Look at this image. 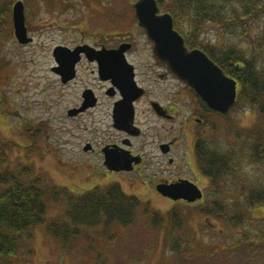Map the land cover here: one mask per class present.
<instances>
[{
  "label": "rangeland",
  "instance_id": "1",
  "mask_svg": "<svg viewBox=\"0 0 264 264\" xmlns=\"http://www.w3.org/2000/svg\"><path fill=\"white\" fill-rule=\"evenodd\" d=\"M15 1L0 0V9ZM22 1L26 18L31 21L33 42L19 44L14 30L9 27L12 16L5 18L7 28H2L0 18V150L3 148L9 161L0 165V170L7 165L19 171L30 166L35 175L43 177L44 187H67L76 195L95 185L105 187L120 179L123 183H118L131 195H136L143 182L139 178L136 183L126 180L136 174H110L100 153L83 150L88 139L94 140L99 148L109 133H104L107 129L102 126L97 129L99 132L76 128L74 119L66 113V106L72 104V95H65L66 99L60 101L64 92L59 90L57 94V75L51 69L53 45L62 39L72 41L67 34H61L62 27L105 31L111 36L129 31L141 46L146 45L148 39L131 14L134 0ZM254 23V31L264 28V14ZM204 30L200 47L216 45L223 49L231 39L239 40L240 28L231 35L229 31L224 32L221 25L208 23ZM172 83V88L179 91L176 106L184 104L187 114L192 108L201 109L202 103L195 93L188 92L185 85L175 79ZM205 116V124L199 131L201 135L226 145L235 144L237 132L245 134L259 123V113L242 100L224 116L215 113ZM155 165L160 166V170L168 167L164 159ZM170 169L174 174L178 172L196 181L200 178L185 164L182 168L171 166ZM240 170L245 176L238 169L237 173L248 187L254 173H261L248 160L242 163ZM28 176L24 178L27 180ZM205 176L202 173L203 179L199 180L206 191L205 199L193 206L170 203L155 191L145 197L140 195L151 213L163 216V223H153L150 215H144L139 209L138 216L129 225L114 221L108 226H84L64 247L48 236L45 226H37L30 231L33 236L23 240L19 254L11 258L12 264H264V240L255 236L253 224L264 217V207L248 206L239 187L232 184L229 214L245 215L249 219L246 226H234L228 220L207 216L202 210L212 183ZM46 202L47 220L66 216L67 198L56 202L49 193Z\"/></svg>",
  "mask_w": 264,
  "mask_h": 264
},
{
  "label": "trees",
  "instance_id": "2",
  "mask_svg": "<svg viewBox=\"0 0 264 264\" xmlns=\"http://www.w3.org/2000/svg\"><path fill=\"white\" fill-rule=\"evenodd\" d=\"M158 1L163 10L172 13L175 26L185 35L189 47L199 46L198 37L208 23L221 25L223 31H229L231 35L240 28L241 32L237 33L239 40L231 39L220 53L211 54V57L238 81V102L242 100L256 110L259 123L245 134L237 132L234 145L215 142L212 137H200L196 152L202 171L212 183L209 199L202 211L207 216L228 220L234 226H246L249 219L245 215L229 214V201L233 184L246 197L248 206L264 207V28L254 31V21L264 14V0ZM12 5L9 2L0 9L2 28H7L5 18L12 16ZM9 27L14 29L12 20ZM190 89L209 112L226 115L210 109L200 95ZM6 155L2 148L0 165L8 164ZM247 160L256 170H261L260 174L254 173L249 187L237 173V169L241 172V165ZM24 175H29V179L26 180ZM49 193L56 202L67 198L65 217L47 220L46 196ZM139 209L144 215H150L153 223L164 222L162 215L151 213L148 203L136 195L127 194L118 182L105 187L96 185L76 195L67 187H44L43 177L35 175L30 166L19 171L7 165L0 170V264H12L11 258L19 254L23 240L31 238L30 231L37 226H45L48 236L64 247L80 234L84 226H108L114 221L129 225L138 216ZM253 224L255 236L264 240V217Z\"/></svg>",
  "mask_w": 264,
  "mask_h": 264
},
{
  "label": "flooded vegetation",
  "instance_id": "3",
  "mask_svg": "<svg viewBox=\"0 0 264 264\" xmlns=\"http://www.w3.org/2000/svg\"><path fill=\"white\" fill-rule=\"evenodd\" d=\"M30 22L26 18L29 36L34 40ZM138 28L148 39L146 45L141 46L129 31L111 36L105 31L62 27L61 34H67L72 41L62 39L52 48L51 69L57 75V94L59 90L64 92L59 97L61 102L72 95V104L66 106V113L74 119L76 128L99 132L97 129L102 126L107 129L104 133H109L99 148L94 140L88 139L83 150L100 153L103 161L107 156L115 158L119 165L127 158L132 160L133 169H107L108 173L136 174L126 180L136 183L139 178L143 182L142 188H137L138 193H134L138 197L155 191L170 203L193 206L203 201L206 194L199 184L203 177L197 163L196 145L201 135L199 131L206 121L205 115L211 112L199 105L201 109L192 108L187 114L184 104H174L178 101L176 93L179 91L172 88L173 80L185 85L188 92L190 88L158 59L153 42L140 25ZM204 31L200 38H203ZM201 48L208 50L210 56L221 51L216 45ZM162 159L167 161L168 167L160 170L155 164ZM184 164L200 177L197 181L178 172L174 174L170 169L171 166L182 168ZM182 179L198 184L204 191L203 198L193 202L174 200L158 189L159 184L176 183ZM116 182L123 183L120 179Z\"/></svg>",
  "mask_w": 264,
  "mask_h": 264
},
{
  "label": "water",
  "instance_id": "4",
  "mask_svg": "<svg viewBox=\"0 0 264 264\" xmlns=\"http://www.w3.org/2000/svg\"><path fill=\"white\" fill-rule=\"evenodd\" d=\"M134 9L139 24L153 41L155 55L180 79L193 87L208 105L221 113H228L237 98V80L223 70L210 56L199 48H189L184 36L175 28L174 18L161 12L157 0H136ZM13 23L16 38L20 43L33 40L26 24L25 5L18 0L13 5ZM57 52V49L55 50ZM69 78V77H67ZM89 146H86L88 149ZM105 150V148H104ZM115 159V158H114ZM106 157L105 165L110 170H131L132 160L119 161ZM159 191L175 200L184 198L195 201L202 198L203 191L189 179L176 183L159 184Z\"/></svg>",
  "mask_w": 264,
  "mask_h": 264
}]
</instances>
